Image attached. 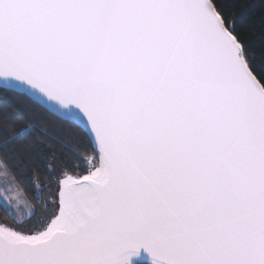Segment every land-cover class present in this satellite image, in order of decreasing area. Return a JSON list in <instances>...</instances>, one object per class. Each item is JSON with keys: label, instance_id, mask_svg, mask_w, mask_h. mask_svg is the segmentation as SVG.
Wrapping results in <instances>:
<instances>
[{"label": "snow or ice", "instance_id": "obj_1", "mask_svg": "<svg viewBox=\"0 0 264 264\" xmlns=\"http://www.w3.org/2000/svg\"><path fill=\"white\" fill-rule=\"evenodd\" d=\"M233 7L0 0V264H264V49Z\"/></svg>", "mask_w": 264, "mask_h": 264}, {"label": "trees", "instance_id": "obj_2", "mask_svg": "<svg viewBox=\"0 0 264 264\" xmlns=\"http://www.w3.org/2000/svg\"><path fill=\"white\" fill-rule=\"evenodd\" d=\"M230 7H233V16L237 18L238 23L247 22L250 24L249 35L251 44L250 47L257 52L264 49V22H262V15H264V5L260 0H226ZM54 126H59V122L55 117L49 118ZM44 127H48L46 124ZM51 131V129H48ZM39 178V175L38 177Z\"/></svg>", "mask_w": 264, "mask_h": 264}]
</instances>
